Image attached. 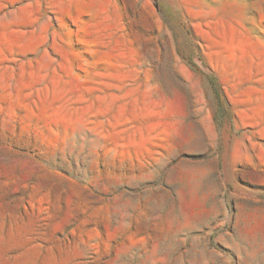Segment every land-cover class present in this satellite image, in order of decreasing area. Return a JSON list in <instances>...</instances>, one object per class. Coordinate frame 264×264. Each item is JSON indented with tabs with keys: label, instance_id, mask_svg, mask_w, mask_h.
<instances>
[{
	"label": "rangeland",
	"instance_id": "rangeland-1",
	"mask_svg": "<svg viewBox=\"0 0 264 264\" xmlns=\"http://www.w3.org/2000/svg\"><path fill=\"white\" fill-rule=\"evenodd\" d=\"M0 264H264V0H0Z\"/></svg>",
	"mask_w": 264,
	"mask_h": 264
}]
</instances>
